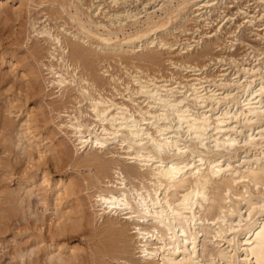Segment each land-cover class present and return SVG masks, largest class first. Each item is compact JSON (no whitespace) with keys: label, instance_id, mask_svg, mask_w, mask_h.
Wrapping results in <instances>:
<instances>
[{"label":"bare ground","instance_id":"6f19581e","mask_svg":"<svg viewBox=\"0 0 264 264\" xmlns=\"http://www.w3.org/2000/svg\"><path fill=\"white\" fill-rule=\"evenodd\" d=\"M95 1L0 0L5 18L27 10L26 39L34 38L30 54L37 67L27 69L0 50L6 78L20 85L31 79L26 89L18 86L17 99L0 102V138L7 141L13 128L29 160L34 150L39 159L49 152L54 168L68 150L74 155L70 164L63 162L74 170L65 178L53 181L50 169L38 175L27 168L18 191L2 187L0 195L11 206L0 204V228L6 229L23 203L17 192L44 203L54 197L59 222L66 218L62 202L72 195L80 214L77 227L86 221L92 227L89 264H264V0H253L262 8L257 13L238 8L263 47L245 42V57L217 56L213 61H229L236 71L220 65L210 74L200 60L213 56L221 27L199 40L186 39L181 49L169 36L182 20L199 27L200 20H209L215 0H160L153 12L147 5L158 0H149L144 16L132 7L138 0ZM42 6L52 14L41 21L32 9ZM163 60L179 73L155 70ZM111 61L124 73L115 72ZM41 89V98L51 101L45 100L48 117L40 113L42 120L32 117L34 108H24L28 93ZM39 122L57 133L44 138ZM6 145L0 146L10 151ZM3 157L0 164L12 167ZM82 170L88 172L81 181L92 222L79 201L75 175ZM59 222L48 241L27 250L35 255L32 264L42 258L84 264L78 250L54 240L76 226Z\"/></svg>","mask_w":264,"mask_h":264},{"label":"rangeland","instance_id":"374dc122","mask_svg":"<svg viewBox=\"0 0 264 264\" xmlns=\"http://www.w3.org/2000/svg\"><path fill=\"white\" fill-rule=\"evenodd\" d=\"M36 1L39 2L40 0H36ZM99 1L103 3V0H99ZM130 1H132V0H129V3H130ZM147 1H149V0H145V1L144 0L143 1L138 0V1L132 2V4H133L132 7L138 8L139 12L142 13V12H144L143 11V7H144L143 3L144 2L146 3ZM159 1L160 0H158L156 2V4H153L155 2H152V1H150V3H148V5L146 4L149 12L154 11L153 8L156 7V5L159 3ZM215 1L217 2L216 6L213 10L215 12H213V11L211 12L210 19L206 20L207 22L205 20H200V27H199V26H196L197 24L195 25L194 23H192L193 21L189 20L188 22L185 21V23H184V20H182L181 26H179L180 28H178L176 30L174 28V30H172L174 33L171 32L172 34H171V36H169V40L172 44H175L174 48H176V49L180 48L181 49V48H183L185 43H187L186 39H191L190 42L199 40L200 38H202L201 37L202 33H203V35L204 34L210 35V33L213 30L217 29V26L221 27L222 31L217 30L218 31L217 34L220 35V36L218 35V37H217L218 38V41H217L218 45H217V47L215 45L213 50H212L213 56L212 57L209 56V59L211 57V60L208 61L209 59L207 57L205 59H201L204 61V63H203V61L200 60V65H202V64L208 65L207 68L209 70H208L207 74L212 73V71L215 68H219L220 65H222V67H224L225 69L228 68L231 71L233 70L232 73H234L236 70L233 67H231V64L229 61H226V62L220 64L219 61H216V60L213 61V59H215L217 56H218V58H220L222 56L227 58V56H230L231 54L235 55V57H237L238 60L245 57L246 54L249 53L248 47H247V45H245V42L250 43L252 45L254 44L255 46L257 45L259 47H263L261 44H259L257 42V39H256L253 31H251L249 29L251 26V25H249V22L245 23V21H243L246 18L245 16H243V15H245L244 12L238 11V8H240L242 6L244 8L246 7L253 14L254 11H255V13H257L259 8H260V10H262V8H261V5H260V7H258L257 2H254L253 0H248V1L247 0H215ZM95 2H97V0ZM15 6L18 7L19 3L15 2ZM247 6H249V7H247ZM50 12H51L50 10H48L47 8H44V6H42V7L36 8L35 10L33 8L32 9V16L34 18H38L42 21L44 19L43 16L45 14H47V13L52 14V12L51 13ZM54 16L55 17L53 19H56V18L59 19V17L57 15H54ZM142 16H144V13H142ZM229 16L230 17L233 16L234 17V18H232L233 20L232 19L229 20L228 18H226ZM5 19H8V20H5ZM206 19H208V18H206ZM241 21H242V23H241ZM238 22L241 23L240 30H237L238 29L237 27L239 25ZM174 23H173V25H174ZM222 26H223V28H222ZM246 26H248V27H246ZM252 26L256 27L255 25H252ZM183 27H184V29H182ZM185 27H186V29H185ZM28 31H29V24H28L27 10H26V12L23 10L20 16L11 14V15H9V18H7V16L5 18V16L0 14V50L10 54L9 56L12 60L17 58L19 61H22L21 63L18 62L19 65L27 66V69L29 66H30L29 68L35 69V67H36V64L34 62L35 58H34V56H31V54H30L33 50L32 46L35 44V41H34V38L29 39V40L26 39L28 36ZM173 34L175 37H177L176 39H174V37L172 36ZM16 36L19 38H17ZM27 41H29V43ZM231 41H233V43ZM192 44L194 45L195 43H192ZM228 47H230V48H228ZM195 50H196V48H194L193 53L195 52ZM162 56H163L162 57L163 59L168 60L167 54L164 53V54H162ZM7 58L9 59V57H7ZM165 60H163L164 62L162 61L159 64V67L155 68V70L159 69L160 74L163 73L164 76L165 75L170 76V73H176V72L178 74L179 72L175 71V69H173L171 65L167 64L165 62ZM201 62H202V64H201ZM113 63H114V61H111V65H114L112 68L115 72L117 71L121 74L124 73V69H122L120 65H118L116 62H115L116 64L115 63L113 64ZM198 63H199V61H198ZM7 68H8L7 65L0 66V92L2 93V94L0 93V95H1L0 96V102H2V99H4V97H8L9 99H12V98L17 99L16 89L17 88L19 89V87H22L24 85L27 86L28 85L27 83H30V81H31L30 78H28V79L25 78L24 80L26 81V83L23 80V82H21V85L19 82H16V81H15V83H12L11 78L8 76L6 78L4 75V73L7 71ZM150 70L149 69L147 70L148 73H150V72H151V74L155 73L154 72L155 70H152L151 68H150ZM217 70L218 69H216L215 71H217ZM22 71L23 70L20 69V71H19L20 75L22 74ZM24 88H25V86H24ZM42 89H43V86H42ZM42 89H41V94L39 93V91L37 92L38 94L37 93H35V94L34 93H28V95L30 94L29 96L27 95L29 98H26V102L24 103L25 110L31 111V108L32 109L34 108L33 113H32L33 114L32 117L37 116V118H39L40 120H42V114L39 116L40 113L46 114L45 116L48 117V115H47L48 114V107H46L45 105H47V102L48 103L51 102L50 100H48V98H45L44 100H43V98H41V97H43V94H44V91ZM27 99H28V101H27ZM41 110L43 112H41ZM14 122L15 123H14L13 127L15 128L17 126L18 122H16L15 120H14ZM39 123L38 124L40 126L38 125L39 130H37V131H39L41 136H43L44 138L47 136H50V138H52L51 137L52 135H48L49 132L53 133V131H54V134L57 133L53 127H50L51 126L50 124H47V126H45V128L50 127L49 131H47V129L44 128L43 123H41V122H39ZM58 136L59 135H57V137ZM18 140L19 139H18L13 128L10 129L8 132L7 141L0 138V145L2 144V146H4V144L5 145L7 144L6 148L8 147V149L10 150V151H8V150L6 151V149H3V147L0 146V157L4 156L3 158H9L10 159V165L12 164V167H13V170H12L11 169L12 167H10V166L7 167L5 164H2V165L0 164V189L2 191H3V188L4 189L6 188V187H4L6 185L11 187L13 190H17L19 188V186H18L19 183L22 182L24 176L26 175V171H28L29 169H31L32 172L34 171V172L38 173V175H41L43 170L50 169L51 173H52V174L50 173L51 174L50 179H52L53 181L58 180L60 177L65 178V176H67V173H70V172L72 173L74 171V170L72 171V168L70 169V167L67 168L68 164H70L69 160L71 161L72 158L74 159L73 151L71 149L68 150V154H69L68 156L69 157L66 156L67 157L66 158L64 156L65 158H63L61 166H59L58 168H54L53 164H52L53 163V158H52L53 154L52 153L48 152L45 155L44 159H39L38 151L34 150L31 152L33 155L32 160H29L27 158L28 156L24 153L22 148L18 147V145H20ZM3 141H6V142L4 143ZM50 143H51V140H45L43 142L44 145H47L46 147H50L49 145L52 144V143L51 144ZM20 151H22V152H20ZM41 151L42 152L44 151L43 147L41 148ZM3 152L5 155L3 154ZM18 161H19V163H18ZM63 162L65 164L66 163H68V164L65 165ZM28 165H30V167ZM27 168H29V169L27 170ZM59 168H61V169H59ZM54 169H56V172ZM9 174H10V176H9ZM87 174H88V172L82 170L78 174L79 176L77 174L75 176H77L79 178L78 179L79 183L81 182L80 183L81 191H79L80 192L79 201L81 200L82 203L81 202L80 203L83 205L84 209L86 210L85 212L90 215V209L88 206L89 204L85 203L86 201H84V195H83V191H82V189L83 190L85 189V186H84V183L81 181V180H83L82 177H84V176L86 177ZM37 179L39 180L38 177H37ZM18 181H20V182H18ZM16 187H17V189H16ZM1 190H0V192H2ZM17 193H18V195H17L18 198H20L22 196L21 200H23L24 204L22 203L20 205V209H19L20 211L18 210V212L15 215H13L12 218L9 220L10 224H8L6 229H5V227L4 228L2 227L3 229L0 228V264H32V259L35 257V255H32V254L30 255L29 252L27 253V250H31L33 248L34 242H37L40 240L41 241L44 240L45 242L48 241V239L50 237L49 231L52 230V228L53 229L56 228L55 225H57L59 222L58 214L56 213V207H55L56 201H55L54 197L51 196V199L48 198L46 200V202L44 203L42 201H38L39 198H37L35 195L34 196L32 195L33 197L32 196L25 197V194H23L22 191L17 192ZM2 196L4 197V195L3 194L0 195V204L3 205L2 206L3 208L6 207V209H7L8 207L11 206L10 205L11 203L6 202V200L4 199L5 197L3 198ZM21 200H20V202H21ZM73 202H74V204H73ZM1 205H0V207H1ZM76 205H77L76 200L74 197H72V195L64 198V201L62 202L60 210H61V214L63 213L66 215V218L61 220L59 223L62 224V226H63V224L66 222L68 224L65 223V225H67V226L69 225L71 227L74 226L73 223H75L76 226L72 230L70 229L71 227L68 228V230L70 229L69 230L70 232H68V231L64 232L63 235L59 236V237L62 236L60 239H59V237L57 238L54 236V240L59 241L60 243H64V245L67 246L68 248L70 247V248H74V249L78 250L79 254L84 259L83 263L89 264L88 256H90V254L92 252L91 244L93 242L92 237L90 235V233L92 231V227L87 223V221L85 222L84 227L79 226V225H78L79 227H77L76 223H77V221L79 223L78 217L80 214L77 212ZM67 216H68V219H67ZM89 218H90L89 221L92 222L93 219H92L91 215ZM96 221H98V218ZM54 223H56V224H54ZM100 224H102V219L98 221L97 225H100ZM53 226H55V227H53ZM42 245H39V246H42ZM20 249H22L21 250L22 252L20 251ZM23 250H25V251L23 252ZM33 250L36 251V248L34 247ZM20 252H21V254H20ZM39 255L42 256L41 253ZM43 263L44 264H50V262H48V261L44 262V258H42V260L40 261V264H43Z\"/></svg>","mask_w":264,"mask_h":264}]
</instances>
